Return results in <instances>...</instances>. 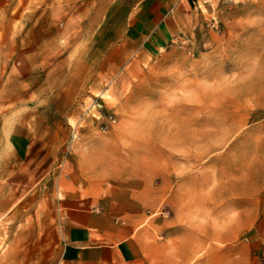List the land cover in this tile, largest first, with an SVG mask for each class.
<instances>
[{"label": "rangeland", "instance_id": "1", "mask_svg": "<svg viewBox=\"0 0 264 264\" xmlns=\"http://www.w3.org/2000/svg\"><path fill=\"white\" fill-rule=\"evenodd\" d=\"M134 1L0 0V254L13 261L51 264L68 206L138 182L152 194L159 176H208L209 222L264 218V0L221 1L217 28L131 56L60 118V86L92 76L108 24ZM99 113L115 119L106 131ZM44 150L42 179L26 165ZM168 216L165 202L145 213Z\"/></svg>", "mask_w": 264, "mask_h": 264}, {"label": "crops", "instance_id": "2", "mask_svg": "<svg viewBox=\"0 0 264 264\" xmlns=\"http://www.w3.org/2000/svg\"><path fill=\"white\" fill-rule=\"evenodd\" d=\"M221 1L136 0L124 8L99 42L104 55L92 76L84 82L71 77L60 86V118L68 117L75 100L98 88L99 78L112 75L131 56L142 57L166 50L175 41L200 37ZM33 146L22 147L23 154H30ZM52 161L48 151H38L26 168L31 176L49 178ZM159 177L157 192L152 194L139 190L149 187L148 181L138 182L137 189L121 188L96 203L89 200L88 208L68 206L62 217L64 236L55 242L60 247L51 264H264L258 242L264 218L259 223L255 215L242 222H209L206 214L219 210L214 193L209 196L206 190L208 176ZM162 202L168 207V218L146 220L145 213ZM0 264H32V259L13 261L0 254Z\"/></svg>", "mask_w": 264, "mask_h": 264}, {"label": "built area", "instance_id": "3", "mask_svg": "<svg viewBox=\"0 0 264 264\" xmlns=\"http://www.w3.org/2000/svg\"><path fill=\"white\" fill-rule=\"evenodd\" d=\"M210 27L211 28H217V24L216 22H211L210 24ZM182 43H185L186 41L181 39V40H178ZM98 119H101V122H100V126H101V129L103 131H106L108 129V127L115 122V119L112 117L111 114H106V115H103L102 113H99V116H98ZM72 129L75 130V127L72 126Z\"/></svg>", "mask_w": 264, "mask_h": 264}]
</instances>
